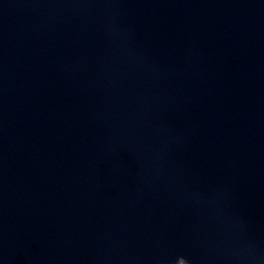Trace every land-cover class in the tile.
Segmentation results:
<instances>
[{"label": "water", "instance_id": "95a60500", "mask_svg": "<svg viewBox=\"0 0 264 264\" xmlns=\"http://www.w3.org/2000/svg\"><path fill=\"white\" fill-rule=\"evenodd\" d=\"M0 264H264V0H0Z\"/></svg>", "mask_w": 264, "mask_h": 264}]
</instances>
